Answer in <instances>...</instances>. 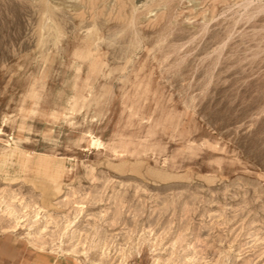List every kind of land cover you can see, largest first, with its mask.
Returning a JSON list of instances; mask_svg holds the SVG:
<instances>
[{"label": "rangeland", "instance_id": "obj_1", "mask_svg": "<svg viewBox=\"0 0 264 264\" xmlns=\"http://www.w3.org/2000/svg\"><path fill=\"white\" fill-rule=\"evenodd\" d=\"M0 129V233L264 264V0H0Z\"/></svg>", "mask_w": 264, "mask_h": 264}, {"label": "crops", "instance_id": "obj_2", "mask_svg": "<svg viewBox=\"0 0 264 264\" xmlns=\"http://www.w3.org/2000/svg\"><path fill=\"white\" fill-rule=\"evenodd\" d=\"M22 143L26 146L32 145L29 140H22ZM29 243L30 246L26 245L23 240L13 237L9 232L0 233V264H72L66 259L44 253L38 245L35 247Z\"/></svg>", "mask_w": 264, "mask_h": 264}, {"label": "bare ground", "instance_id": "obj_3", "mask_svg": "<svg viewBox=\"0 0 264 264\" xmlns=\"http://www.w3.org/2000/svg\"><path fill=\"white\" fill-rule=\"evenodd\" d=\"M92 71L93 70H96L97 69V67H91L90 68ZM74 104H70L68 107H65V108H63L62 110H61V114H66V113H73L74 112ZM60 114V115H61ZM68 121V122H67ZM66 121V123H68L69 125H71L72 126V124L73 123H70L69 122V120H67ZM77 124V123H76ZM65 132V131H64ZM0 133H2V129H0ZM93 134H94V125H90V126H88V127H86L85 129H80V130H77V131H75V132H73V135L74 136H76V137H78V138H80V139H85L86 141H88V143L89 144H91V145H95V144H101V142H99V140L98 139H95V137L93 136ZM63 138V137H62ZM101 141V140H100ZM78 142V141H77ZM76 142V143H77ZM84 142V141H83ZM59 143V142H58ZM110 144V143H109ZM104 146V145H103ZM107 147V146H106ZM109 148H111L112 149V151H114V152H122L121 150H117V146L115 145V144H111V145H109ZM71 156V155H70ZM80 205V204H79ZM83 206V205H82ZM38 216V215H37ZM34 217V216H33ZM20 219V218H19ZM18 219V220H19ZM17 220V219H16ZM19 222V221H18ZM17 222V223H18ZM20 225H22V224H20ZM68 225H71V222H69V224ZM14 229V228H13ZM12 229V230H13ZM42 229V228H41ZM44 230V229H43ZM43 230H40V231H38V232H36L35 234H30V233H28V235L27 236H30V242H31V244H33V245H35V247H36V245H38V243H39V237H40V233H41V231H43ZM26 233V232H25ZM45 242V241H44ZM47 242V241H46ZM46 242L42 245L41 244V242L39 243V247H40V249L41 248H43V247H45L46 246ZM48 243V242H47ZM49 245V244H48ZM47 245V246H48ZM56 245V244H55ZM46 246V248H48ZM38 247V246H37ZM57 248H58V246H57ZM48 249H50L51 251H53V249H55V246H54V248H53V246H49V248ZM74 251H72V250H67V249H65V253H67V254H70V253H73ZM76 254V253H75ZM155 262H156V260H155ZM90 264H99V262H94V263H90Z\"/></svg>", "mask_w": 264, "mask_h": 264}]
</instances>
